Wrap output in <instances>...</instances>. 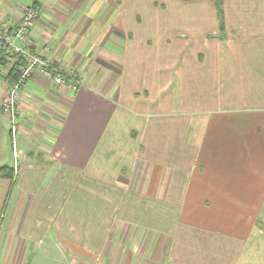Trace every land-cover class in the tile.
<instances>
[{"label":"crops","instance_id":"crops-1","mask_svg":"<svg viewBox=\"0 0 264 264\" xmlns=\"http://www.w3.org/2000/svg\"><path fill=\"white\" fill-rule=\"evenodd\" d=\"M33 4L30 50L82 84L22 89L0 264H264V0H225L223 37L214 0H0V21ZM10 145L0 114V166Z\"/></svg>","mask_w":264,"mask_h":264},{"label":"built area","instance_id":"built-area-1","mask_svg":"<svg viewBox=\"0 0 264 264\" xmlns=\"http://www.w3.org/2000/svg\"><path fill=\"white\" fill-rule=\"evenodd\" d=\"M41 10L28 6L15 25L0 21V114L9 122L11 150L15 160L14 170L18 174L22 113L21 92L25 83L33 78H45L76 91L81 86L78 76L68 75L65 67L57 64L48 54L35 53L31 48V31L39 19ZM48 49V47H45ZM13 66L16 67L13 70Z\"/></svg>","mask_w":264,"mask_h":264},{"label":"trees","instance_id":"trees-1","mask_svg":"<svg viewBox=\"0 0 264 264\" xmlns=\"http://www.w3.org/2000/svg\"><path fill=\"white\" fill-rule=\"evenodd\" d=\"M214 2L216 5V9H217L220 36L223 37L224 32H225V16H224V2H225V0H214ZM33 6H37V4H33ZM15 69H16V67L13 66V70H15ZM9 136H10V134H9ZM10 144H11V140H10ZM16 175L17 174L15 173L14 165L3 164L2 166H0V177H6V178L11 180L10 188H9L8 194L6 196V200L3 204V208H2L3 211H5V209L7 207V199H8V197H9V195L13 189L15 179H16ZM258 224L261 227H264V223L262 224L260 222ZM262 230L264 231V228H262Z\"/></svg>","mask_w":264,"mask_h":264},{"label":"rangeland","instance_id":"rangeland-1","mask_svg":"<svg viewBox=\"0 0 264 264\" xmlns=\"http://www.w3.org/2000/svg\"><path fill=\"white\" fill-rule=\"evenodd\" d=\"M19 152H21V148H19ZM10 153H11V157L13 158L11 145H10ZM7 162L10 163L11 161L7 160ZM179 219L181 220V218H179ZM188 221L191 222V220H188ZM203 222L205 223L206 219H204ZM219 230L221 232L225 233L224 230L221 229L220 227H219ZM165 236H166V234L163 233L162 237H165ZM234 236L240 237L239 235H234ZM167 238H168V241H169V235H167ZM171 243H173V238H172V242ZM60 253L58 251H56V252H52V251H48V250L47 251H45V250L42 251V248H41L39 251L36 252V257L33 258L31 264H63V259L61 258Z\"/></svg>","mask_w":264,"mask_h":264}]
</instances>
